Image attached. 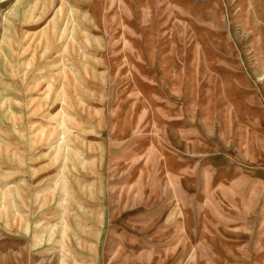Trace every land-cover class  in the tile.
<instances>
[{"label": "rangeland", "instance_id": "1", "mask_svg": "<svg viewBox=\"0 0 264 264\" xmlns=\"http://www.w3.org/2000/svg\"><path fill=\"white\" fill-rule=\"evenodd\" d=\"M0 264H264V0H0Z\"/></svg>", "mask_w": 264, "mask_h": 264}]
</instances>
